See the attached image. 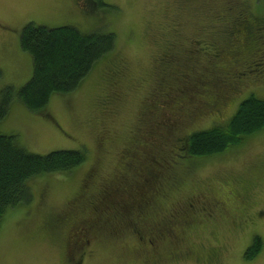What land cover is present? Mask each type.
I'll return each instance as SVG.
<instances>
[{
	"label": "rangeland",
	"instance_id": "1",
	"mask_svg": "<svg viewBox=\"0 0 264 264\" xmlns=\"http://www.w3.org/2000/svg\"><path fill=\"white\" fill-rule=\"evenodd\" d=\"M104 2L114 9L93 11L86 0H0V92L17 91L32 76V58L20 47L30 23L117 37L115 51L75 92L53 96L45 113L15 98L0 123V135L17 136L32 154L87 151L77 170L29 181L34 202L3 218L0 264H77L81 254V264H264V130L222 154L180 157L192 132L226 126L251 93L264 98V47H236L241 62H235L225 42L232 24H218L227 7L237 6L250 24L264 27V0ZM169 54L178 62L164 68ZM244 67H253L250 78L230 79ZM199 73L203 79L196 80ZM182 75L191 78L190 92L182 89L188 84ZM178 89L185 97L168 100ZM160 101L167 106H156ZM173 167L180 169L173 174ZM108 181L136 214L130 225L141 235L118 230L129 227L108 222L104 211L89 212ZM135 182L140 198L130 201L120 190ZM141 199L149 204L137 207ZM81 227L88 243L78 247ZM255 238L262 250L247 261Z\"/></svg>",
	"mask_w": 264,
	"mask_h": 264
},
{
	"label": "trees",
	"instance_id": "2",
	"mask_svg": "<svg viewBox=\"0 0 264 264\" xmlns=\"http://www.w3.org/2000/svg\"><path fill=\"white\" fill-rule=\"evenodd\" d=\"M86 3L93 11L97 8L114 9L106 4L104 0H86ZM225 13L218 24H228L230 22L232 24L227 34L228 40H225L233 51V53L231 52L232 60L241 62V56L239 58L236 56V54L241 55V50L236 52V47L241 48V45L249 44L255 45L258 50L264 47V27L261 28L262 25L255 21H253L254 24H250L246 20V15L241 13V9L237 8V6L227 7ZM254 27L258 28L255 30ZM116 46L117 37L111 32L102 33L96 31L91 34H83L71 26L50 29L33 23L26 25L21 31L20 47L24 53L29 54L32 58V76L19 90L15 91L14 88L9 87L0 92V123L9 115L11 104L15 98L29 111L45 113L53 96H66L75 92L93 70L96 63L112 54ZM211 52L217 64H220L219 55L221 51H219V48H215V51L211 50ZM201 54L204 55L203 53ZM170 56L171 54L164 55L162 59L164 68L173 65L174 60L172 61ZM224 61H226L225 57L221 63H224ZM174 62H178V60ZM243 69H240L230 79L241 83L242 79L250 78L253 67H244ZM228 71L230 70L227 69ZM197 76L196 80L203 79L202 74L199 73ZM181 79L185 83L186 81L191 82L189 76L182 75ZM189 83L187 85H191ZM179 91L181 90H176L167 99L173 100L172 97L176 94L179 100L183 99L185 96H181ZM160 102L162 104H156V106H167V101ZM168 127H173V125L170 124ZM171 130L172 128H169V131ZM263 130L264 98H258L255 93H251L245 100L240 102L236 113L226 126L218 127L213 125L211 128L192 132L184 141L183 150L185 149V153L180 154V157L185 154V156L190 158L203 159L222 154L231 147L242 145L245 138ZM86 162V149L58 150L46 155H37L29 153L20 146L17 136L0 135V228L3 218L9 210L21 206H30L34 202L29 181L43 175L73 172L86 164ZM173 168V174L180 169V167ZM138 184V182L133 185L127 184L120 192L126 193L130 201L139 199ZM102 189H105L101 193L102 195L92 199V201L96 202L91 206L92 210L90 209L89 212L94 214L104 211L105 216L110 219L108 222L112 224L118 225V222L124 221L123 224L129 228L118 229L122 232L124 231V233L126 230H131L132 227H135L130 225V220L136 214L128 213L124 195H120L119 198L116 197V186L111 187L110 181L101 185L100 192ZM117 195H119L118 191ZM116 199L123 202L119 204ZM96 207L102 209L97 210ZM137 207L139 206L137 205ZM136 209L139 210V208ZM86 223L88 222L86 221ZM88 226L89 231L94 228L90 221ZM120 231L117 232V235L120 234ZM87 236L88 231L86 238ZM261 250L262 241L260 238H255L245 253V259L247 261L255 259Z\"/></svg>",
	"mask_w": 264,
	"mask_h": 264
},
{
	"label": "flooded vegetation",
	"instance_id": "3",
	"mask_svg": "<svg viewBox=\"0 0 264 264\" xmlns=\"http://www.w3.org/2000/svg\"><path fill=\"white\" fill-rule=\"evenodd\" d=\"M255 28V27H254ZM258 27H256L255 28V30L257 29ZM261 28H263V27H261ZM260 31V30H259ZM186 83H189V81H186ZM184 90H186V91H191V89H193V86H192V84L191 85H185V86H183L182 87ZM179 93H181V91H179ZM141 201V200H140ZM101 204H102V202H101ZM147 204H149V203H145V202H143V200L138 204V206H139V208H141L142 206H144V205H147ZM132 206L134 205V204H131ZM107 217V216H106ZM129 218H131V217H129ZM131 232L133 233V234H137V235H141L142 233H141V231L139 230V229H136V227H132V229H131ZM86 234H87V231H86V228L85 227H81V228H78L77 229V234H76V236L78 237V239L80 238V240H81V243H83V245H78V247H81V246H84V244L87 242V238H86ZM141 243H143L142 241V237H141V239H138ZM88 243V242H87ZM149 244V246H153V241H151V240H147L146 241V243H145V245H148ZM77 245V244H76ZM73 251H70V260L72 259V257H73ZM83 257H84V254H81V259H80V261L79 262H77V264H81V261H82V259H83ZM69 260V261H70Z\"/></svg>",
	"mask_w": 264,
	"mask_h": 264
}]
</instances>
